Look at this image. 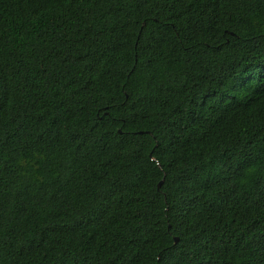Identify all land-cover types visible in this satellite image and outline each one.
<instances>
[{"label": "trees", "instance_id": "obj_1", "mask_svg": "<svg viewBox=\"0 0 264 264\" xmlns=\"http://www.w3.org/2000/svg\"><path fill=\"white\" fill-rule=\"evenodd\" d=\"M0 264H264V0H0Z\"/></svg>", "mask_w": 264, "mask_h": 264}, {"label": "water", "instance_id": "obj_2", "mask_svg": "<svg viewBox=\"0 0 264 264\" xmlns=\"http://www.w3.org/2000/svg\"><path fill=\"white\" fill-rule=\"evenodd\" d=\"M160 185H161V183H160ZM176 241H178V238H176Z\"/></svg>", "mask_w": 264, "mask_h": 264}]
</instances>
